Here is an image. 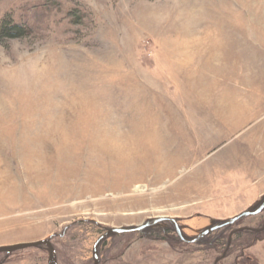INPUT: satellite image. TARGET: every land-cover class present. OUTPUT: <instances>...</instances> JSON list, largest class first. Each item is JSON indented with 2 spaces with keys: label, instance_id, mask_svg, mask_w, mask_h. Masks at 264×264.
<instances>
[{
  "label": "rangeland",
  "instance_id": "1",
  "mask_svg": "<svg viewBox=\"0 0 264 264\" xmlns=\"http://www.w3.org/2000/svg\"><path fill=\"white\" fill-rule=\"evenodd\" d=\"M5 12L20 31L0 36V245L68 226L57 264H93L105 228L170 216L190 238L263 198L264 0H0ZM189 244L109 237L99 264L213 263ZM250 252L264 264V241ZM0 264H47V250Z\"/></svg>",
  "mask_w": 264,
  "mask_h": 264
},
{
  "label": "trees",
  "instance_id": "2",
  "mask_svg": "<svg viewBox=\"0 0 264 264\" xmlns=\"http://www.w3.org/2000/svg\"><path fill=\"white\" fill-rule=\"evenodd\" d=\"M16 23L17 22L13 20L10 12H5V14L2 17H0V36H3L4 34L10 35L13 33H18L20 31V27ZM225 230H226L225 228L220 229L217 231L218 233L215 234L214 236L209 235L207 239L204 238L196 244L201 245L205 249H209L211 252L215 253L218 256L224 254V258L234 257V260H236L238 264H258L257 258L250 251L254 247L255 243L257 244L260 241H264V232L256 233L251 230L238 232L234 236L232 242L230 243V246H228ZM173 231L174 230L171 227V224H169V227L167 226L147 227L138 234L143 238L165 241L173 248L177 245L185 246V247L190 246L189 243L181 242V240L177 237V235L174 236V234H172ZM112 237H116V236H112ZM127 245L128 243L124 247H127ZM231 254L233 255L229 256Z\"/></svg>",
  "mask_w": 264,
  "mask_h": 264
},
{
  "label": "water",
  "instance_id": "3",
  "mask_svg": "<svg viewBox=\"0 0 264 264\" xmlns=\"http://www.w3.org/2000/svg\"><path fill=\"white\" fill-rule=\"evenodd\" d=\"M264 209V196L262 198V201L260 204L255 207L254 209H247L244 210L236 215H233L227 219L219 220L216 223L206 227L202 231L198 233V235L194 237H185L181 227L179 226V223L175 217L170 216H156L151 217L145 220L144 222L140 223L136 226H123V227H110L105 228V232L96 240L94 246H93V264H99V245L101 242H103L105 239L117 236L121 234H131V233H139L142 232L147 227H151L154 225H158L159 223L168 222L171 223L173 226V229L178 236V238L184 242V243H197L200 239L206 237L207 235L211 234L212 232L222 229L228 225L233 224L234 222L243 219L245 217L256 215L260 213ZM68 226H65L60 234H52L48 236L45 239H40L36 241H29V242H20V243H14L9 245H0V254H12L14 252L25 250L28 248H38V247H45L47 250V264H57L56 255H55V249L52 244V238L54 236L62 237L65 234V231L67 230Z\"/></svg>",
  "mask_w": 264,
  "mask_h": 264
},
{
  "label": "flooded vegetation",
  "instance_id": "4",
  "mask_svg": "<svg viewBox=\"0 0 264 264\" xmlns=\"http://www.w3.org/2000/svg\"><path fill=\"white\" fill-rule=\"evenodd\" d=\"M262 201V199L252 208L250 209H254L255 207H257L260 202ZM264 212V209L256 214V215H251V216H254L256 218H260L259 215L262 214ZM251 216H248V217H251ZM246 218V217H245ZM244 219V218H243ZM242 219L234 222L233 224L231 225H228L226 227H224L226 230H225V234H226V237H227V241H228V246H230V243L232 242L234 236L238 233V232H242V231H245V230H251V231H254L256 233H262L264 232V215L260 218V219H257L256 223L255 224H250V225H247V224H242L240 223ZM168 223V222H166ZM168 224H171V223H168ZM155 226V225H154ZM153 227V226H151ZM171 227L173 228L172 224H171ZM223 229V228H222ZM220 230V229H218ZM216 230V231H218ZM216 231L212 232L211 234L215 233ZM176 234V233H175ZM210 235V234H209ZM178 237V236H177ZM203 239V238H202ZM200 239V240H202ZM215 239V238H213ZM199 240V241H200ZM198 241V242H199ZM197 242V243H198ZM196 244V243H195ZM256 244V243H255ZM227 246V248H228ZM233 254L229 255V256H232ZM229 261H226L228 260ZM212 264H238L236 262V260H234V257H228V258H224V254H222L221 256H215L214 260H213V263Z\"/></svg>",
  "mask_w": 264,
  "mask_h": 264
},
{
  "label": "crops",
  "instance_id": "5",
  "mask_svg": "<svg viewBox=\"0 0 264 264\" xmlns=\"http://www.w3.org/2000/svg\"><path fill=\"white\" fill-rule=\"evenodd\" d=\"M257 184H259V183L252 184V185H250V186L257 185ZM263 191H264L263 189H260V193H261V194H262ZM249 202H250V201H249Z\"/></svg>",
  "mask_w": 264,
  "mask_h": 264
}]
</instances>
